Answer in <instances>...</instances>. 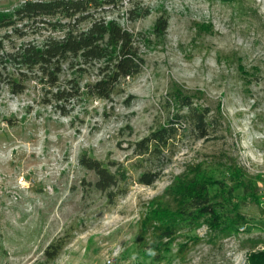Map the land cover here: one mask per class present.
<instances>
[{"label": "rangeland", "instance_id": "obj_1", "mask_svg": "<svg viewBox=\"0 0 264 264\" xmlns=\"http://www.w3.org/2000/svg\"><path fill=\"white\" fill-rule=\"evenodd\" d=\"M25 1L0 0V19ZM132 9L149 14L130 21ZM95 16L130 32L144 61L109 100L85 94L94 69L64 71L49 87L9 61L21 44L62 32L38 21L0 26V264H246L264 250V0H118ZM69 81L81 95L57 103L52 94ZM177 94L207 110V138L189 128ZM171 124L177 132L161 154L134 151ZM83 155L117 177L113 201L90 186L96 176L80 165ZM231 161L252 190L235 202L244 221L235 232L174 214L167 190L188 166L203 165L201 183L230 188ZM145 173L157 174L150 186L138 182ZM53 244L61 250L48 259Z\"/></svg>", "mask_w": 264, "mask_h": 264}, {"label": "trees", "instance_id": "obj_2", "mask_svg": "<svg viewBox=\"0 0 264 264\" xmlns=\"http://www.w3.org/2000/svg\"><path fill=\"white\" fill-rule=\"evenodd\" d=\"M117 1H25L12 16H3L0 19V26L12 27L14 31H17L15 27L17 23L38 21L48 24L53 31L62 32V36H48L38 45L21 44L13 53L7 54L9 61L20 69L38 72L49 87L56 86L64 71L80 77L87 74L89 69H94L96 80L85 85V94L91 98L109 100L121 81L138 75L144 64L130 32L124 30L114 19L95 16L97 10L113 8ZM148 14L147 10L139 13L132 9L127 12L130 21ZM82 24H85V27L81 28ZM166 29V21L158 20L156 32L163 34ZM70 81L69 90L58 88L52 94L57 103L66 102L81 95L79 84L72 85ZM13 93L20 94L22 89ZM172 98L178 109L185 110L182 117L189 128L198 133L197 139L207 138L209 128L207 110L197 107L189 98L178 94L172 95ZM176 132L175 125L164 126L137 142L134 151L138 155L161 154L162 149L167 146L169 139ZM79 163L85 170L96 176L95 183L90 186L106 194L109 201H113L116 196L113 189L118 183L115 174L101 162L85 155L80 158ZM228 171L233 183L230 188L226 187L224 182L215 180L201 183L207 179L203 165L188 166L167 190L170 193L171 203L179 209L174 214L183 216L189 225L206 220L205 222L212 230L235 232L236 227L244 222L241 217L233 214L237 208L235 202L238 198H244L252 190L243 182L247 172L235 161L228 164ZM156 179L157 174L145 173L140 176L138 182L141 185L150 186ZM212 190L214 192H211ZM239 190L242 192L241 196L236 195ZM165 207L167 208L163 210L169 209L168 205ZM162 229L165 232L160 239L169 238L171 232L168 226L163 225ZM60 250L61 245L53 244L46 249L45 255L48 259H54ZM246 264H264V250L249 253Z\"/></svg>", "mask_w": 264, "mask_h": 264}]
</instances>
